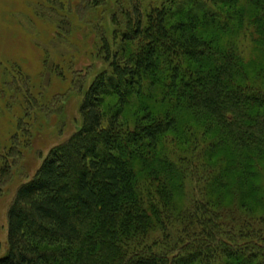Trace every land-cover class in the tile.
Returning a JSON list of instances; mask_svg holds the SVG:
<instances>
[{
  "label": "trees",
  "instance_id": "obj_1",
  "mask_svg": "<svg viewBox=\"0 0 264 264\" xmlns=\"http://www.w3.org/2000/svg\"><path fill=\"white\" fill-rule=\"evenodd\" d=\"M157 1L113 0L0 264H264V0Z\"/></svg>",
  "mask_w": 264,
  "mask_h": 264
},
{
  "label": "rangeland",
  "instance_id": "obj_2",
  "mask_svg": "<svg viewBox=\"0 0 264 264\" xmlns=\"http://www.w3.org/2000/svg\"><path fill=\"white\" fill-rule=\"evenodd\" d=\"M94 1L0 0V258L18 189L81 125L83 90L104 68L99 43L113 0Z\"/></svg>",
  "mask_w": 264,
  "mask_h": 264
}]
</instances>
